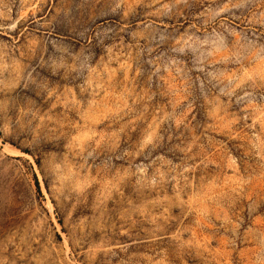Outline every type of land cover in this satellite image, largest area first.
Wrapping results in <instances>:
<instances>
[{
    "label": "rangeland",
    "instance_id": "obj_1",
    "mask_svg": "<svg viewBox=\"0 0 264 264\" xmlns=\"http://www.w3.org/2000/svg\"><path fill=\"white\" fill-rule=\"evenodd\" d=\"M0 264H264V0H0Z\"/></svg>",
    "mask_w": 264,
    "mask_h": 264
},
{
    "label": "bare ground",
    "instance_id": "obj_2",
    "mask_svg": "<svg viewBox=\"0 0 264 264\" xmlns=\"http://www.w3.org/2000/svg\"><path fill=\"white\" fill-rule=\"evenodd\" d=\"M6 147V146H5Z\"/></svg>",
    "mask_w": 264,
    "mask_h": 264
}]
</instances>
